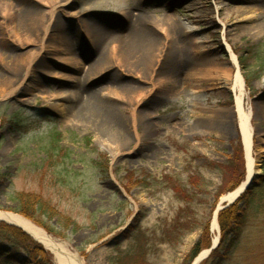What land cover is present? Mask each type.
<instances>
[{
	"label": "rangeland",
	"instance_id": "374dc122",
	"mask_svg": "<svg viewBox=\"0 0 264 264\" xmlns=\"http://www.w3.org/2000/svg\"><path fill=\"white\" fill-rule=\"evenodd\" d=\"M108 1L138 7L160 26L149 65L124 64L109 54L103 70L88 73L96 59L90 41L85 34L84 41L76 38L81 55L72 56L54 22L40 55L39 20L28 23L27 33L16 18L15 24L7 20L8 37L1 14L9 3L17 11H46L47 3L0 0V212L28 219L83 264L127 263L138 249L146 264H190L207 228L212 240L213 214L229 182L225 168L238 144L243 147L231 91L237 71L259 161L253 183L264 175V0ZM50 4L63 25L81 26L88 15L120 31L126 24L122 11H89L85 0ZM180 44L185 62L173 85L168 70L182 55ZM23 193L34 197L27 208L34 219L17 210ZM0 224L40 247L17 250L1 241L16 242L3 230L0 244L13 251L16 264H60L21 229ZM227 264H264V211L249 219Z\"/></svg>",
	"mask_w": 264,
	"mask_h": 264
},
{
	"label": "bare ground",
	"instance_id": "6f19581e",
	"mask_svg": "<svg viewBox=\"0 0 264 264\" xmlns=\"http://www.w3.org/2000/svg\"><path fill=\"white\" fill-rule=\"evenodd\" d=\"M47 3V10H37L35 8H25V10H15L13 5L9 3L8 9L2 11V18L4 23L2 25L7 30L6 36H10L11 24L14 22L15 18L19 21L18 26L20 30L26 31V26L29 22L33 23L39 20L38 29L41 30L39 33V38L42 41L40 45V55L46 52V47L43 41L47 38L50 32V26L54 22V28L61 24L60 40L68 51H70L72 56L78 57L81 55L79 47L75 45V40L79 36L83 40L82 35L85 34L87 39L90 41V53H94L96 59L88 67V73L95 72L98 73L107 66L108 55L116 56L126 63H133L135 67L137 66H147L151 62V58L160 46V41L158 38L157 29L160 26L155 27L150 22H148L141 14L138 7L136 9L126 8L125 4L120 1L110 2L108 0H85L86 9L89 11L93 10H103L105 8H110V10L115 9L116 11H122L123 16L126 20L125 27L122 31L112 29L101 22L94 20L91 16H87L85 21H83L81 26H75L73 24L67 23L63 25L61 20L54 18V11L50 6L51 0H41ZM264 8V7H263ZM264 11V10H263ZM245 13V11H242ZM54 20V21H53ZM15 24V22H14ZM164 26V24H162ZM260 27L264 28V20ZM162 28V27H161ZM17 32V28H14ZM112 29V30H110ZM257 28L255 27V30ZM52 30H54L52 28ZM253 30V29H252ZM13 32V29H12ZM27 33V32H25ZM179 34L177 33L176 36ZM28 43L31 42V38L27 35L24 37ZM21 39V37H20ZM53 41V39H52ZM84 41V40H83ZM84 47H87L83 44ZM229 46V45H228ZM185 46L183 44L179 45V52L183 55L185 51ZM229 50H231L229 46ZM232 60L237 63L236 56L232 52ZM180 55L176 60H173L170 64L168 70L170 77L172 78L173 85L178 83V77L181 75V70H183L185 55ZM190 74L197 79L203 80L204 73L197 72L196 69L191 68ZM42 78L48 77L42 71L40 76ZM114 83V82H113ZM231 91L235 95V113L238 120V129L240 131L241 139L244 145L246 164H247V176L245 182L239 186L236 190L224 195L217 209H221L226 204H231L235 202L242 192L245 190L247 185L259 172V161L254 157V143H253V128L251 125V113L245 110V81L240 72L237 71L234 77V83L231 86ZM120 143L121 148L127 146L126 140L122 139L117 141ZM217 209L214 211L213 219L211 222V234L212 242L216 246L219 242L220 227L219 219L217 217ZM0 221L16 228L21 229L23 232L28 234L33 240L43 245L49 251H52L57 255L60 264H83L79 258L75 255L69 253L67 247L55 241L50 235H48L43 229L36 226L34 223L28 219L15 215L8 212H0ZM209 255V250H203L197 257V259L192 264H199Z\"/></svg>",
	"mask_w": 264,
	"mask_h": 264
},
{
	"label": "trees",
	"instance_id": "16d2710c",
	"mask_svg": "<svg viewBox=\"0 0 264 264\" xmlns=\"http://www.w3.org/2000/svg\"><path fill=\"white\" fill-rule=\"evenodd\" d=\"M238 61L241 70L243 72L246 71V62L241 58H238ZM89 143L90 142L88 141V144ZM225 169V176L227 179H229V182L227 181V188L222 190L221 195H226L227 193L236 190L245 180V161L243 147L241 144H238V147H236L235 149V158L232 159L231 165H228V167H226ZM256 180L257 181L253 183V185L246 191V193L241 195V197L237 200L235 204H233L228 209L222 211L219 214V225L221 228L220 245L202 264H227L231 260V257L240 245L244 229L249 219L253 216H256V214L260 211H264V175L257 177ZM175 191L177 192V194L181 192L178 187H175ZM16 199L17 201H19V206L17 209L18 212L25 215L26 217L34 219V216L27 210V208L30 207V203H32V201L34 200V197L30 194L23 193L18 194L16 196ZM44 205L47 204L43 203L40 205V207ZM179 221L180 218L178 219V222ZM5 229L10 231L9 234L16 239V242L1 240V235L0 240L2 242H9L14 244V248H16L17 250H19V248L24 249L25 246H29L30 244L34 245L35 249L39 247L35 242H33L28 236H26L21 231L0 224V233H2V231ZM204 234L206 239L203 236L196 243V245L188 256V263L191 264L203 250H208L211 248L212 240L210 238L208 228L205 230ZM139 250L140 249H138V251ZM138 251L136 255H133L131 257L129 262H131V264H146L143 259L145 254L144 250L142 251V254ZM129 262H120L119 264H128ZM16 263L17 259L16 256L13 255V251H10L8 249L7 244L1 243L0 264Z\"/></svg>",
	"mask_w": 264,
	"mask_h": 264
},
{
	"label": "water",
	"instance_id": "95a60500",
	"mask_svg": "<svg viewBox=\"0 0 264 264\" xmlns=\"http://www.w3.org/2000/svg\"><path fill=\"white\" fill-rule=\"evenodd\" d=\"M245 159H246V156H245ZM252 185V182H250V184L245 188V190L242 192V193H244L250 186ZM234 203V202H233ZM233 203H231V204H233ZM231 204H226L225 206H223L221 209H217V217H218V215H219V213L220 212H222V211H224V210H226L227 208H229L230 206H231ZM220 238H221V234H220V236H219V242H218V244L215 246L214 244H212V247H211V249L209 250V255L205 258V259H207L209 256H210V254L213 252V251H215L217 248H218V246H219V244H220ZM204 259V260H205ZM203 260V261H204ZM202 262V261H201ZM200 262V263H201Z\"/></svg>",
	"mask_w": 264,
	"mask_h": 264
}]
</instances>
